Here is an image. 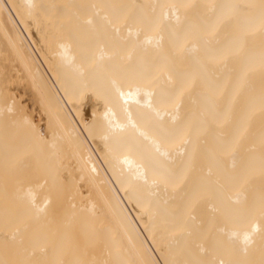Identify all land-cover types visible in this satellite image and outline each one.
Instances as JSON below:
<instances>
[{
    "label": "bare ground",
    "instance_id": "bare-ground-1",
    "mask_svg": "<svg viewBox=\"0 0 264 264\" xmlns=\"http://www.w3.org/2000/svg\"><path fill=\"white\" fill-rule=\"evenodd\" d=\"M0 264H264V0H0Z\"/></svg>",
    "mask_w": 264,
    "mask_h": 264
}]
</instances>
